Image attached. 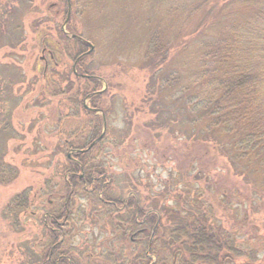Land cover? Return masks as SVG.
<instances>
[{
	"label": "rangeland",
	"instance_id": "1",
	"mask_svg": "<svg viewBox=\"0 0 264 264\" xmlns=\"http://www.w3.org/2000/svg\"><path fill=\"white\" fill-rule=\"evenodd\" d=\"M199 1L187 0L181 7V0H71L65 31L94 46L84 65L92 66L107 93L97 103L87 101L106 118L104 142L89 156L106 169L111 199L135 198L145 214L158 216L159 238L177 221H193L207 214L209 207L218 227L241 247L255 251V264H264V168L248 169L246 181L240 175L245 171L235 168L216 145L207 155L203 140L193 134L188 137L185 133L195 128L181 121L177 112L167 128L152 126L156 113L148 103L153 98L148 85L164 55L166 71L181 74L186 85L202 67L201 48L189 39L199 27L207 33L209 5ZM227 1H231L228 18L232 20L228 25L244 23L258 8L255 0ZM68 11V0H0V66L15 68L19 75L11 89L16 102L10 111L12 133L5 138L4 158L18 168L19 175L10 185L0 184V264H30L28 249L35 245L41 253L42 223L52 211L62 210L70 193L64 186L68 177L63 167L69 165L67 157L70 154L72 159L73 152L64 143L70 142L74 149L85 147L102 118L101 113L88 110L93 114L89 116L81 108L86 98L79 92L91 90L73 71L78 47L67 44L62 35ZM14 27H19L17 38L9 39L8 31ZM211 33L221 36L218 29ZM60 43L68 48L66 52ZM51 53L58 64L55 69ZM4 70L0 79L6 82L11 72ZM161 74L154 81L159 83ZM58 85L62 90H56ZM67 87L70 93L64 94ZM159 91L156 88L164 97L173 88ZM2 98L0 94V125L6 123ZM93 187L79 186L70 203L64 247L71 249V262L145 263L146 238L126 233L128 208L105 205L100 191L90 197ZM25 190H31L34 206L28 214H20V225L14 226L5 218V208ZM159 250L163 259L162 246ZM152 259L158 261L156 256ZM243 262L238 259L236 264Z\"/></svg>",
	"mask_w": 264,
	"mask_h": 264
},
{
	"label": "trees",
	"instance_id": "2",
	"mask_svg": "<svg viewBox=\"0 0 264 264\" xmlns=\"http://www.w3.org/2000/svg\"><path fill=\"white\" fill-rule=\"evenodd\" d=\"M201 1L209 5L205 20L207 33L205 29L199 27L189 39L195 41L201 48L199 58L203 62L202 67L195 71V76L188 79L189 84L186 85L181 74L176 71H166L167 65L164 63L166 57L163 54L164 57L157 64L158 66H155L158 68H153L152 74H155L148 85V92L153 96L149 98L148 103L151 102V109L156 113L152 126L162 129L170 121L174 122L170 120L173 113H179L181 121L193 124L195 128L191 134L185 133L188 137L191 138L194 135L196 139L203 140L207 144V155L209 147L216 145L219 153L226 157L235 168L241 167L245 171L240 175L249 182L246 178V176L249 177L248 169L253 170L259 166L264 168V0H255L258 1V8L246 18L244 23L233 25H228V22L232 21L228 18L231 1L200 0L199 2ZM184 2L187 0H181V7ZM18 29L19 27H14L8 31L9 39L17 38ZM215 29H218L221 36L211 33ZM62 35L67 44L75 43L78 47L75 62L80 58L76 68L80 76L77 77L90 86L91 92L85 89L79 92V95L86 98L89 94H94L89 100L97 103L107 93L103 91L101 94H96L102 91V82L92 72V66L84 65L85 59L94 52L84 56L89 50L84 43L77 39H69L64 33ZM60 44L66 52L68 48ZM61 47L60 45L57 47L58 53L62 50ZM51 56L52 69H55L58 64L54 62L53 53ZM2 67L0 66V73L4 68L6 69L4 71L11 72L6 82L3 77L0 79V94L3 96L2 101L7 105L3 108V114L1 113L6 123L0 125V184L7 186L19 175L17 167L4 161L7 135L10 136L12 133L10 111L16 102L11 89L16 79H19V75L15 68L8 70L6 66ZM157 73H162L159 75V83L154 81L158 77ZM4 84L6 86H3ZM56 88V90H62L60 85ZM156 88L160 89L159 92L171 88L173 91H169L163 97L161 93L157 94ZM70 89L67 87L64 94L70 93ZM54 94V96L63 95V93ZM76 102L78 103L77 100ZM176 104L180 107L175 110L172 105ZM81 108L84 109V106ZM89 111L86 110V114L93 116L90 113L92 111ZM98 121L92 131L93 140L88 145L74 149L73 145L66 141L64 143L66 148L69 151L86 150L101 135L103 119L99 118ZM95 130L99 132L95 133ZM103 142L104 138L90 151L73 153L72 159L67 157L69 165L63 167V175L68 177L65 179L64 186L70 190L66 205L62 210L52 211L44 219L42 228L45 233L40 241V247L38 246L42 250L38 253L36 245L28 249L32 257L30 264H73L70 259L71 249L67 250L64 247V237L66 238L68 234L67 226L71 218L70 203L79 186H86V188L94 186L88 194L94 197L98 195L97 191H100L103 195L101 201L107 206L116 209L117 206L128 208L130 214L126 233L135 232V236L146 238V254L142 255L146 261L145 263L141 261V264H236L238 259L245 260L241 264H255L258 254L249 247L238 245L236 239L218 227L217 220L209 207H207V214L201 213L193 221L185 218L177 221L170 227L172 229L168 234L163 235L162 239L159 238L158 231L161 225L157 215L145 214L135 198L121 201L108 196L109 186L106 185L105 179L107 171L105 168L100 169L95 164V160L89 156L94 148L101 146ZM30 193L31 190L18 193L5 208L4 216L14 226L20 225V214H28L34 206ZM31 215L35 216V213ZM160 242L163 259L159 250L161 246H157ZM153 256L157 257V262L153 261Z\"/></svg>",
	"mask_w": 264,
	"mask_h": 264
},
{
	"label": "water",
	"instance_id": "3",
	"mask_svg": "<svg viewBox=\"0 0 264 264\" xmlns=\"http://www.w3.org/2000/svg\"><path fill=\"white\" fill-rule=\"evenodd\" d=\"M70 3H71V0H68V4H69V11H68V17H67V19H66V22H65V25H64V27L62 28V31L69 37V38H74V39H77V40H79V41H81L82 43H84L87 47H89V51L84 55V56H88V55H90V54H92L93 52H94V46L91 44V43H89V42H87V41H85L83 38H81V37H79V36H77V35H69L66 31H65V26L67 25V23L69 22V18H70V13H71V10H70ZM80 60V58L75 62V64H74V66H73V71H74V73H75V75H77V76H80L78 73H77V71H76V66H77V63H78V61ZM83 77H87V76H83ZM103 91H105V90H103ZM103 91H100V92H98V93H96V94H101ZM94 96V94H91V95H88L87 97H86V99H85V102H84V108L85 109H89V107L87 106V101L90 99V98H92ZM94 112H96V113H101L102 114V119H103V126H104V130H103V132H102V134L86 149V150H81V151H78V153H84V152H88L89 150H91L97 143H99L103 138H104V136H105V134H106V118H105V116H104V114H103V112L102 111H100V110H93ZM69 157H70V154L68 155Z\"/></svg>",
	"mask_w": 264,
	"mask_h": 264
},
{
	"label": "flooded vegetation",
	"instance_id": "4",
	"mask_svg": "<svg viewBox=\"0 0 264 264\" xmlns=\"http://www.w3.org/2000/svg\"><path fill=\"white\" fill-rule=\"evenodd\" d=\"M47 65H48V63L46 64V66H47ZM91 110H94V108H91L90 111H91Z\"/></svg>",
	"mask_w": 264,
	"mask_h": 264
}]
</instances>
